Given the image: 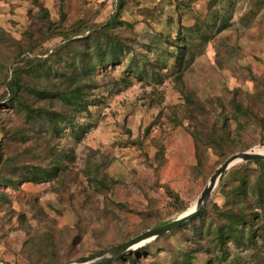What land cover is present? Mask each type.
I'll list each match as a JSON object with an SVG mask.
<instances>
[{"label": "rangeland", "instance_id": "374dc122", "mask_svg": "<svg viewBox=\"0 0 264 264\" xmlns=\"http://www.w3.org/2000/svg\"><path fill=\"white\" fill-rule=\"evenodd\" d=\"M123 1L0 0V175L16 183L0 181V264H76L190 211L231 154L264 151V0ZM81 20L107 28L122 49L117 61L108 55L89 74L86 110L47 97L60 115V130L47 131L35 112L26 119L4 96L6 82L16 61L58 62L60 34ZM184 43L189 64L178 71L168 46ZM23 77L35 81L28 70ZM32 91L22 93L30 108L49 109V99ZM188 91L198 98L195 118L186 109ZM214 126L224 147L197 155L191 131L203 136ZM33 150L38 157L31 159ZM8 154L14 166L2 164ZM257 169L239 161L228 171L255 178ZM103 175L112 181L108 189L98 184ZM230 187L212 201L225 207ZM212 207L194 226L142 241L111 264H171L178 251L197 245L190 238L214 218ZM195 239L209 247L205 237ZM226 251L240 264L264 263L254 249L229 244Z\"/></svg>", "mask_w": 264, "mask_h": 264}, {"label": "trees", "instance_id": "16d2710c", "mask_svg": "<svg viewBox=\"0 0 264 264\" xmlns=\"http://www.w3.org/2000/svg\"><path fill=\"white\" fill-rule=\"evenodd\" d=\"M123 2V0H118L119 5H122ZM49 27L55 26L49 21ZM108 32L107 28L103 29L100 26L94 25L92 21H78L74 29L70 30L68 33L62 32L60 34L63 38L62 43L57 45L54 50L58 59L57 62L55 58L56 64L55 62L54 64H47L46 59H39L37 57L26 58L23 64L20 60L16 61V65L12 68L10 79L6 82L7 89L4 92V96L8 94L10 99L17 105V110L22 108L26 112V119H31L33 117L31 114L35 112L34 116L42 118L46 123L45 126L47 131L54 130L58 132L60 129H58L57 118H59L60 115H57L52 109L54 105L49 98L53 96L61 105L65 104L76 112L87 109L90 101H87L88 98L84 88L89 74L96 69L97 65L103 66L106 62L105 59H108V55H111L109 59L111 62L117 61V58H119L118 51L122 49L120 44H118L119 42L110 37V33ZM56 33H58V31L53 29L50 35H56ZM66 48L69 49L70 52L65 53L64 51ZM169 48L168 46L167 56L175 59L178 71H183L189 64V61L186 59L188 58L187 45L185 43L182 44V46L176 45L175 50ZM25 70H28V73L35 78V81L28 79V77H23V72H25ZM44 80H47V84ZM60 80L63 84L60 83ZM29 89H35L36 91L32 92H35L36 96H46L44 98L49 97L47 98L49 101L45 102L49 103V109L46 108L44 104L38 106L36 110L35 108L31 109L28 103L29 99L25 101L22 96V93ZM183 95L186 99V109L189 111L188 114L191 115L192 118H195L192 110L194 106L197 105L198 98H195L191 91ZM233 104L237 112L243 114L247 118L253 119L251 112L241 109V106L236 103ZM51 109L53 111H51ZM220 118L221 124H223L224 120L221 116ZM213 119L216 118L214 117ZM29 123H31V121ZM190 134L194 140L197 155H199L202 148L224 147L225 138L220 137L216 126L211 127L203 136L195 129H193ZM245 149H247V147L243 150ZM30 155L32 156L31 159L38 157L35 150H33ZM14 162L15 156L8 154L5 156L2 164L6 167H10L15 165ZM58 163L59 161L55 162V160L50 163L53 172L59 169L60 165H58ZM245 163L254 164L258 167L255 171V178L250 177L247 172L237 174L233 172V170L229 173L228 170L232 168L231 166L220 177L218 186L215 187L201 211L189 221L169 231L175 233L187 227L190 228L194 226L195 221H198L201 216L206 213L207 206L212 203V211L215 214L214 218L208 222L205 228L202 223L201 228L194 232L195 238L199 240L205 237L209 243V247H206V245H198V241H196L195 238L191 239L189 237L192 245L194 246V243L197 245L191 247L188 251H184L183 249L178 251V253L174 255L171 264H240L237 257H229L226 251L229 244L240 247L242 251L254 249L253 255L258 257L260 262H264V160L245 161ZM21 168L22 167L19 169ZM27 172L35 176L32 169L27 170ZM38 173L40 176L43 172ZM0 181L7 185H16L15 181L7 178V176H5V178L1 177ZM98 182V184H102L101 189H108V182L112 183V181L108 180L106 175H103ZM227 186H231L226 191L224 190L228 203L225 207L218 206L212 201L213 196L219 190H223ZM179 210L180 213L184 209ZM156 225L158 226V224ZM198 226H200V224H198ZM165 234L156 237L154 240H158ZM208 251H212L213 253L209 255L207 253ZM198 253L205 254L206 256L202 257L204 258L202 260L198 259V261H195L196 254ZM136 257L137 255L133 258Z\"/></svg>", "mask_w": 264, "mask_h": 264}, {"label": "water", "instance_id": "95a60500", "mask_svg": "<svg viewBox=\"0 0 264 264\" xmlns=\"http://www.w3.org/2000/svg\"><path fill=\"white\" fill-rule=\"evenodd\" d=\"M253 160H264V155L255 152H237L231 154L227 159L219 165L209 177V180L203 190L201 191L199 198L196 201V206L193 211L181 215L178 218L165 223L163 225L146 230L139 235L109 249L96 252L87 257L76 259L74 262L82 264H109L112 261L122 257L128 252H131L133 246L144 240H153L162 234H165L173 229H176L179 225L189 221L196 216L205 205L206 201L210 197L216 184L223 173L239 161H253ZM132 246V247H131ZM68 264V263H65Z\"/></svg>", "mask_w": 264, "mask_h": 264}, {"label": "bare ground", "instance_id": "6f19581e", "mask_svg": "<svg viewBox=\"0 0 264 264\" xmlns=\"http://www.w3.org/2000/svg\"><path fill=\"white\" fill-rule=\"evenodd\" d=\"M255 153H258V154H262V155H264V151H259V152H255ZM195 208V207H194ZM194 208H192L190 211H187V213H189V212H191V211H193L194 210ZM187 213H185V214H187ZM145 241V240H144ZM142 242V241H141ZM140 243V242H139ZM138 244V243H137ZM137 244H135L134 246H136ZM133 246V247H134ZM132 247V246H131ZM76 263V262H75ZM76 264H82V263H76Z\"/></svg>", "mask_w": 264, "mask_h": 264}]
</instances>
